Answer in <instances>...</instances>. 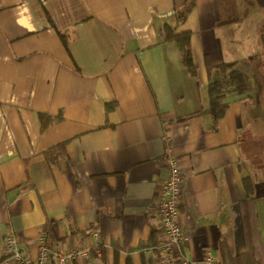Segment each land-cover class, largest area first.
I'll list each match as a JSON object with an SVG mask.
<instances>
[{
	"label": "crops",
	"instance_id": "1",
	"mask_svg": "<svg viewBox=\"0 0 264 264\" xmlns=\"http://www.w3.org/2000/svg\"><path fill=\"white\" fill-rule=\"evenodd\" d=\"M191 2L177 31L191 32L197 77L164 38ZM253 57L238 64L250 96L229 95L216 127L197 115L220 78L208 64ZM171 155L187 237L175 264H219L231 232L237 254L248 250V179L264 247V0H0V261L7 236L36 257L45 233L65 250L97 243L71 264H168L147 243Z\"/></svg>",
	"mask_w": 264,
	"mask_h": 264
},
{
	"label": "trees",
	"instance_id": "2",
	"mask_svg": "<svg viewBox=\"0 0 264 264\" xmlns=\"http://www.w3.org/2000/svg\"><path fill=\"white\" fill-rule=\"evenodd\" d=\"M194 6V2H191L186 11H177L175 13L173 26L166 25L164 28V38L166 41H173L177 43L183 65L190 71L191 75L197 77L199 69L194 61L191 32L177 31V28L187 20V17L193 10ZM62 37L65 45L68 46L65 36L62 35ZM254 58L255 57L249 59H236L233 61L223 62L217 66H212L209 63L208 65L211 71L214 68L218 69L220 72V78L213 80L208 86V107L197 113V115H210L213 119L214 126L216 127L218 122L225 117L228 112L229 95L239 94L243 97L250 96L252 92L251 85L247 81L245 75L238 69V64L241 61ZM40 116L42 120V128L46 129L53 121V118L47 114H41ZM65 147L66 141L56 144L46 150L44 153L46 162L55 163L60 156L64 155ZM246 185L249 191V196L247 199L243 200L241 204L248 250L243 254H237L235 236L231 232L220 242L219 264H264V247L262 245H258L260 241V228L256 202L255 198H253V181L248 179ZM161 235V228L154 230L147 246H156L160 241ZM157 261L160 263L161 260L158 259Z\"/></svg>",
	"mask_w": 264,
	"mask_h": 264
},
{
	"label": "built area",
	"instance_id": "3",
	"mask_svg": "<svg viewBox=\"0 0 264 264\" xmlns=\"http://www.w3.org/2000/svg\"><path fill=\"white\" fill-rule=\"evenodd\" d=\"M183 175L179 157L171 155L164 166V174L158 188V211L157 219L162 229V238L152 248H157L166 257L168 264H175V255L182 253L187 240L186 233L179 222L180 210L179 198L183 189ZM98 232L92 234L97 237ZM96 244L86 245L72 249H62L59 246H51L47 235L41 234L38 241L36 257H32L26 247L20 244L13 235H9L4 241L5 257L0 264H71L75 261L88 262L96 248ZM184 264H189L184 260ZM204 264H217L213 255H208Z\"/></svg>",
	"mask_w": 264,
	"mask_h": 264
}]
</instances>
